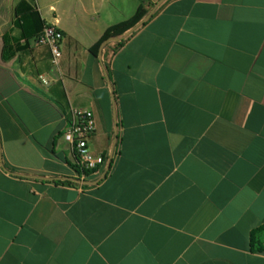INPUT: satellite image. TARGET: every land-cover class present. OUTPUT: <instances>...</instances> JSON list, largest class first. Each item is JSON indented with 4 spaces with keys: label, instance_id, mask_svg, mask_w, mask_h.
Instances as JSON below:
<instances>
[{
    "label": "crops",
    "instance_id": "crops-1",
    "mask_svg": "<svg viewBox=\"0 0 264 264\" xmlns=\"http://www.w3.org/2000/svg\"><path fill=\"white\" fill-rule=\"evenodd\" d=\"M18 1L0 0V264H264V0H35L57 67L34 38L2 60ZM70 106L93 112L95 170L63 138Z\"/></svg>",
    "mask_w": 264,
    "mask_h": 264
},
{
    "label": "built area",
    "instance_id": "built-area-1",
    "mask_svg": "<svg viewBox=\"0 0 264 264\" xmlns=\"http://www.w3.org/2000/svg\"><path fill=\"white\" fill-rule=\"evenodd\" d=\"M62 39L63 34L55 24H45L39 36L34 39L36 44L49 47L50 61L55 67L58 66L61 58L60 43ZM37 78L46 86L51 84V79L44 74H39ZM95 130V119L90 109L70 106L69 124L63 132V138L74 151L78 169L82 173L95 170L104 162V156L94 154L88 144Z\"/></svg>",
    "mask_w": 264,
    "mask_h": 264
},
{
    "label": "trees",
    "instance_id": "trees-1",
    "mask_svg": "<svg viewBox=\"0 0 264 264\" xmlns=\"http://www.w3.org/2000/svg\"><path fill=\"white\" fill-rule=\"evenodd\" d=\"M146 13L147 8L139 5L133 16H131L129 19L108 27L104 31L102 38L90 48V51L95 53L100 44L109 38L125 36L131 28H133L143 19ZM45 24L46 23L42 20L39 11L36 8L35 0H19L14 8L13 19V27L19 30V35L13 36L10 34V31L5 32L2 35V60H9L15 55L17 51L27 48L28 40L37 38ZM120 45H122V42L118 41L114 49ZM8 75L9 72L3 68H0V78L10 84L9 90H13L14 86L11 85L12 82ZM63 182L75 184L76 180L67 179ZM255 233L256 231H253L252 235Z\"/></svg>",
    "mask_w": 264,
    "mask_h": 264
}]
</instances>
